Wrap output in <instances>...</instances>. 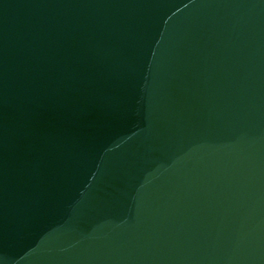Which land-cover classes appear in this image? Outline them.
Instances as JSON below:
<instances>
[{
	"label": "water",
	"instance_id": "95a60500",
	"mask_svg": "<svg viewBox=\"0 0 264 264\" xmlns=\"http://www.w3.org/2000/svg\"><path fill=\"white\" fill-rule=\"evenodd\" d=\"M0 264H264V0H0Z\"/></svg>",
	"mask_w": 264,
	"mask_h": 264
}]
</instances>
